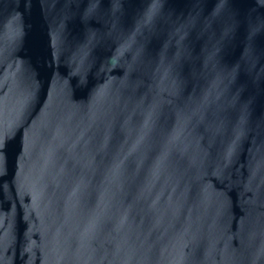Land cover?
I'll use <instances>...</instances> for the list:
<instances>
[{
  "label": "water",
  "instance_id": "obj_1",
  "mask_svg": "<svg viewBox=\"0 0 264 264\" xmlns=\"http://www.w3.org/2000/svg\"><path fill=\"white\" fill-rule=\"evenodd\" d=\"M0 264H264V0H0Z\"/></svg>",
  "mask_w": 264,
  "mask_h": 264
}]
</instances>
